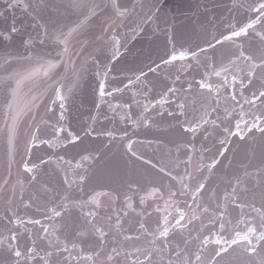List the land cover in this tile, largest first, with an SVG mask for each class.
<instances>
[{
  "label": "snow or ice",
  "instance_id": "6c2138e0",
  "mask_svg": "<svg viewBox=\"0 0 264 264\" xmlns=\"http://www.w3.org/2000/svg\"><path fill=\"white\" fill-rule=\"evenodd\" d=\"M163 8L159 0H0V264H264V0H232L229 12L236 16L226 24L205 16L194 46L173 45L159 62L127 69L133 72L125 76L127 83L107 91L109 74L124 62L113 29L133 20L135 38L144 22L167 15ZM17 9L30 25H18ZM9 13L13 18L7 23ZM93 25L102 42L113 33L100 49L103 55L110 47V56L91 57L96 76L103 69L95 107L99 110L114 92L136 89L130 102H108L110 111L127 109L120 120L131 123V133L126 127L97 131V117L80 131L63 124L90 68L88 59H72L79 54L71 41L87 36ZM45 48L57 50L56 57L48 58ZM65 58L71 87L61 80L51 86L59 116L54 122L53 116L38 120L40 109L53 112L44 99L46 90L21 103V87L39 75L55 79L53 70ZM177 61L180 67L168 71ZM197 95L201 105L189 119V101ZM133 103L139 112L132 111ZM153 128L171 135L132 138L140 129ZM94 134L108 142L86 144ZM154 143L158 147L151 154L140 150ZM117 145V153L110 155ZM69 148L79 151L66 159ZM241 150L253 158L258 150L260 157L256 171L248 170L252 164L243 166V176L231 170L229 159ZM41 151L44 155L36 154ZM221 158L228 159L229 170H223ZM60 173L62 182H53ZM45 175L49 179L42 181ZM214 177L220 181L216 187ZM37 185L38 191L26 197ZM74 187L87 198L73 195ZM21 206L25 211L35 206L47 223L25 219ZM133 216L134 224L125 229ZM27 225H40V231Z\"/></svg>",
  "mask_w": 264,
  "mask_h": 264
}]
</instances>
